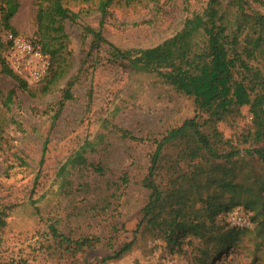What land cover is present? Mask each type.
Instances as JSON below:
<instances>
[{
  "label": "rangeland",
  "instance_id": "1",
  "mask_svg": "<svg viewBox=\"0 0 264 264\" xmlns=\"http://www.w3.org/2000/svg\"><path fill=\"white\" fill-rule=\"evenodd\" d=\"M17 1L19 8L11 19L15 37L39 49L35 36L38 0ZM229 1L155 0L113 7L103 21L102 35L120 49H144L150 66L172 71L181 86L194 92V77L207 74L212 53L224 50L228 64L219 78L230 88L228 97L235 90L242 92L234 97L243 104L238 118L217 128L224 140L236 145L264 97V65L253 50L263 9L251 1L239 0L236 6ZM73 10L81 12L75 22H65L70 53L67 72L47 94L42 89L51 66L49 57L44 55V61L36 63L29 55L17 53L11 40L15 37L0 30L1 57L27 83L26 90H19L13 79L1 74L0 67V208L7 213L0 232V262L194 264V248L203 247V241L187 236L171 248L153 231L138 227L149 193L141 183L154 141L195 115L193 99L155 75L137 74L126 62L112 60L106 45L92 46L83 27L98 29L100 14L86 4ZM43 65L42 77H33L31 72ZM69 80L74 81L73 98L59 108ZM11 90L16 95L6 107ZM116 129H125L142 141L122 138ZM100 134L105 135V143L88 160L100 165L102 173L91 168L77 171L71 193L58 194L54 179L59 168L85 141ZM252 168L264 172L258 163ZM243 197L250 199L248 194ZM261 200L264 204V193ZM258 210L262 213L257 223L264 219V206ZM51 224L67 239L97 237L100 242L73 253L51 236ZM253 228L243 232L238 247L219 255L212 264H264L263 233ZM129 243V250L118 258L103 260Z\"/></svg>",
  "mask_w": 264,
  "mask_h": 264
},
{
  "label": "trees",
  "instance_id": "2",
  "mask_svg": "<svg viewBox=\"0 0 264 264\" xmlns=\"http://www.w3.org/2000/svg\"><path fill=\"white\" fill-rule=\"evenodd\" d=\"M154 1L38 0L35 36L40 51L49 57L51 65L42 94H47L67 72V55L70 53L67 51L69 39L65 31V22H75L81 11L75 12L73 7L86 4L93 6L101 16L98 29L83 27V34L90 37L92 46L106 45L112 60L126 62L137 74L155 75L174 91L191 97L195 115L185 119L179 126L169 129L161 139L154 141L155 149L150 157L147 175L141 183L149 193L142 208V218L138 227L153 231L171 248L179 245L187 236L203 241V247L194 248L193 263L212 264L219 255L238 247L240 236L247 232L229 228L224 224L222 215L232 208L244 209L249 214L253 226L255 223L253 230L257 229L258 234L263 233L264 237V219L258 223L256 221L259 212L262 213L258 207L264 206L261 200V193H264V172L257 173L252 168L255 163L264 168V97L251 112L250 125L246 126L241 134V141L233 145L230 140L223 139L217 128L219 123L238 118L239 108L243 104L234 97L242 92L239 89L235 90L232 97H228L231 93L230 88L224 78H219L221 71L223 68L226 69L228 64L224 50L212 53V65L207 74L194 77L196 78L193 83L196 88L194 92L181 86L172 71L150 66L144 49H120L103 37L102 24L109 16L111 8L143 5ZM238 1L230 0L229 4L236 6ZM248 1L263 9L257 22L253 50L257 59L264 65V0H245ZM18 8L17 0H0V30L9 31L12 37L16 36V31L11 25V19ZM11 43L12 41L8 42V46ZM3 45L0 38V48ZM0 67L1 74L13 79L19 90L27 89V83L10 69L1 54ZM73 80L67 82L59 108L73 98L71 92ZM15 95L16 90L9 91L4 102L6 107L13 102ZM103 126L107 127L108 123H104ZM116 131L122 138L135 142L142 141L125 129ZM105 140V135L100 134L91 141H85L59 168L54 179L58 194L68 196L71 193L77 171L91 168L98 174L102 173L101 166L92 165L88 155L102 147ZM239 144L247 147L240 149ZM244 194H248L250 199L244 198ZM253 212H256V215ZM6 218L5 209L0 208V232L6 225ZM49 232L60 243H66L73 253L89 250L100 242L97 237L67 239L53 224L49 225ZM130 245V243L124 245L103 260L118 258L129 250Z\"/></svg>",
  "mask_w": 264,
  "mask_h": 264
},
{
  "label": "built area",
  "instance_id": "3",
  "mask_svg": "<svg viewBox=\"0 0 264 264\" xmlns=\"http://www.w3.org/2000/svg\"><path fill=\"white\" fill-rule=\"evenodd\" d=\"M13 41L14 49L17 53L21 55H29L36 63L44 61V54L40 49L36 48L30 41H26L20 37H15L11 39ZM43 65L41 68L34 69L31 75L36 78L42 77L44 74ZM224 224L229 228H234L238 230H250L253 228V222L244 209L241 207L232 208L230 211L222 215ZM263 247H264V237H263Z\"/></svg>",
  "mask_w": 264,
  "mask_h": 264
}]
</instances>
